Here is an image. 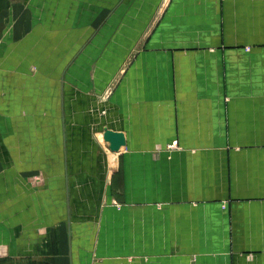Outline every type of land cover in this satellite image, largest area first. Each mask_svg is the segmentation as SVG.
I'll list each match as a JSON object with an SVG mask.
<instances>
[{
  "label": "crops",
  "instance_id": "crops-1",
  "mask_svg": "<svg viewBox=\"0 0 264 264\" xmlns=\"http://www.w3.org/2000/svg\"><path fill=\"white\" fill-rule=\"evenodd\" d=\"M0 264H264V0H0Z\"/></svg>",
  "mask_w": 264,
  "mask_h": 264
},
{
  "label": "water",
  "instance_id": "water-1",
  "mask_svg": "<svg viewBox=\"0 0 264 264\" xmlns=\"http://www.w3.org/2000/svg\"><path fill=\"white\" fill-rule=\"evenodd\" d=\"M102 138L106 142V146L112 151H118L125 143L124 134L121 131H115L104 127Z\"/></svg>",
  "mask_w": 264,
  "mask_h": 264
},
{
  "label": "rangeland",
  "instance_id": "rangeland-1",
  "mask_svg": "<svg viewBox=\"0 0 264 264\" xmlns=\"http://www.w3.org/2000/svg\"><path fill=\"white\" fill-rule=\"evenodd\" d=\"M58 70L59 68L57 67H44L43 68V73H44V76H45V88L47 90V93L49 95H53V93L55 92V80L58 76ZM52 98H49V100H51ZM40 109V108H39ZM38 109V110H39ZM38 114V112H37ZM26 119V117H25ZM24 119V121H25ZM36 121H37V117H36Z\"/></svg>",
  "mask_w": 264,
  "mask_h": 264
},
{
  "label": "built area",
  "instance_id": "built-area-1",
  "mask_svg": "<svg viewBox=\"0 0 264 264\" xmlns=\"http://www.w3.org/2000/svg\"><path fill=\"white\" fill-rule=\"evenodd\" d=\"M172 144H175V141H174L173 143H171V145H172Z\"/></svg>",
  "mask_w": 264,
  "mask_h": 264
}]
</instances>
